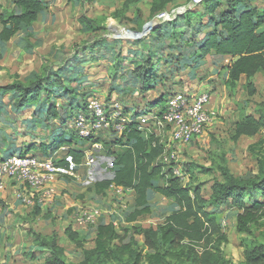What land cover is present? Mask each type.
Listing matches in <instances>:
<instances>
[{
    "label": "rangeland",
    "instance_id": "obj_1",
    "mask_svg": "<svg viewBox=\"0 0 264 264\" xmlns=\"http://www.w3.org/2000/svg\"><path fill=\"white\" fill-rule=\"evenodd\" d=\"M43 1L45 10L38 21L24 26L11 41H0V158L25 151L44 157L49 150L45 151V147L63 139L57 150L61 159L69 151H84L82 162L89 164L79 166L76 181L62 176L54 178L48 185L53 192L47 202L29 206L15 199L13 188L5 192L0 205V264H46L50 249L40 244V238H55L66 261L78 264L83 260V249L70 239L68 228L80 235L84 248L92 249L98 225L112 221L119 233L126 235L124 243L135 241L138 247H143L144 238L134 233L132 227L156 228L178 205L152 191L149 196L152 212L137 222L127 223L125 213L134 208L135 192L131 189L126 192L127 210L120 207L115 211L117 195L110 189L106 195H97L94 183L113 177L111 167L115 157L108 151H121L112 146L113 141L120 137L123 132L120 130L125 129L137 111L161 95L163 100L153 102L156 104L151 108H165L170 94L191 86L207 87L213 92L211 106L215 120L198 140L177 150V168L181 171L178 177L193 193L199 188L202 196L209 199L214 181L222 179L223 164L235 176L258 172V162H264V128L255 136H242L237 141H233V135L236 122L242 117L248 114L259 117L257 111L264 101V71L252 79L257 91L250 96L246 76L234 90L226 85L227 67L233 58L214 54L198 58L201 44L214 29L209 15L198 16L205 12L201 0H173L162 16H156H161L157 21L156 17L150 18L153 0H139L127 7L122 0ZM257 3L264 7V0ZM192 9L197 13L189 18L200 24L197 28L188 25L189 19L178 22L174 19L176 12L183 15ZM12 11L19 12L14 0H0V15ZM81 17L93 21L90 28L81 22ZM161 24L164 27L156 32ZM195 38L196 43L190 44ZM47 68L54 84L49 86V92L41 94V100L20 109L16 104L18 93H3L2 87L34 79ZM144 75L153 78L150 84L142 79ZM59 76L65 88L57 84ZM93 100L104 105L106 113H111L110 125L114 124L93 134L92 139L100 138L99 146L92 139L81 138L78 130L84 112L92 116L88 106ZM155 124L149 122L142 128L146 132L157 131L167 141L169 135L158 131ZM162 182L155 180L156 185ZM90 207L106 213L96 223L79 225L77 214ZM239 212L232 203L218 211L228 242L220 244L214 252L231 264H243L247 248L264 245V225L254 235L236 231ZM126 261L124 257L113 264Z\"/></svg>",
    "mask_w": 264,
    "mask_h": 264
},
{
    "label": "trees",
    "instance_id": "obj_2",
    "mask_svg": "<svg viewBox=\"0 0 264 264\" xmlns=\"http://www.w3.org/2000/svg\"><path fill=\"white\" fill-rule=\"evenodd\" d=\"M122 1L127 7L139 0ZM172 1L153 0L150 18L153 19L163 13L167 4ZM201 2L205 12L198 16L209 15V22L214 24V29L201 44L198 58L203 59L209 54L220 58H233L227 67L226 85L234 90L240 79L246 76L248 94L255 95L257 89L252 79L264 71V7L259 6L257 0H201ZM14 3L19 12H5L0 15L1 42L11 41L22 32L24 26H30L38 21L45 10L43 0H14ZM195 9L183 15L178 14L174 19L177 22L189 19L188 25L197 28L200 24L189 18L190 15L197 13ZM80 19L89 28L93 24L92 20L85 17ZM163 27L161 24L155 29L156 32ZM193 36L195 37L196 33H193ZM191 43H196V38ZM148 64H151V60ZM48 70L49 68L43 74H36L35 78L29 81H15L2 87L3 93H18L16 104L20 109L41 100V94L49 92V86L54 84L47 73ZM142 79L146 84L153 80L148 75L142 76ZM56 82L65 88L60 76ZM163 98L164 95H161L154 101H149L146 107H152ZM257 112L259 117L248 114L236 122L233 141L242 136H255L264 128V101ZM84 114L87 115L85 112ZM135 114L133 120L126 124L120 137H116L112 143V146L119 147L121 151L119 153L108 151V154L115 157L111 167L113 177L95 182L94 191L97 195H106L112 184L133 190L136 197L133 210L125 213L127 223L137 222L140 217L152 212L148 195L150 190L173 199L178 208L168 214L156 228L132 227L134 233L144 238L143 247H138L135 241L124 243L126 235L119 233L113 222L98 225L94 239L95 247L92 249L84 248V240L76 231L68 228L70 239L83 249V260L78 264H113L115 261L124 260V257H127L125 264H231L224 257H217L214 252L220 244L228 242L227 235L221 228L218 211L229 203L239 209L236 231L240 234L254 235L259 227L264 225V162L262 160L258 162L257 173H248L244 176H235L227 164L221 165L222 179L217 178L214 181L211 197L206 199L199 188H195L193 193L191 188L183 185L181 178L174 174L171 164L159 160L165 151L164 143L155 133L142 129L138 120L141 113L137 111ZM79 135L85 138L80 132ZM93 136L86 139L91 140ZM92 140L93 143L101 142L100 138ZM63 143L64 140L61 139L52 147H45V151L49 150L45 152L44 157L52 156ZM69 153L78 164L82 163L84 151L72 150ZM19 154L30 153L25 151ZM60 163L65 164V161L62 160ZM157 179L163 180L162 185L155 184ZM40 240L42 246H48L50 249L46 264H71L66 261L64 250L58 246L55 238ZM243 264H264V245L247 248Z\"/></svg>",
    "mask_w": 264,
    "mask_h": 264
},
{
    "label": "built area",
    "instance_id": "obj_3",
    "mask_svg": "<svg viewBox=\"0 0 264 264\" xmlns=\"http://www.w3.org/2000/svg\"><path fill=\"white\" fill-rule=\"evenodd\" d=\"M161 16L158 17L161 18ZM212 93L211 89L207 87L198 89L191 86V88L177 90L170 94L165 108L143 107L139 110L141 114L138 118L141 128L154 121L158 131L161 130L169 135L168 140L163 141L162 136L158 135L157 131H153L165 145V151L159 160L162 163L171 164L176 176H181V171L177 168L179 161L177 150L198 140L215 120V111L211 106ZM103 107L104 105L98 100H93L89 104L92 116L84 114L78 124L79 132L83 137L87 138L110 125L111 118L109 116L111 113H106ZM116 115L118 114L111 116ZM119 123L125 125V123ZM120 131H124V129ZM95 145L99 146L98 143ZM62 160L65 161V164L60 163ZM84 164H89V162L78 164L71 153H67L63 159L57 152L48 158L35 154H13L0 158V205L10 184L14 185L12 192L18 201L29 206L36 202H47L53 192V189H48L51 181L56 176L78 178L79 166ZM110 190L117 195L119 205L116 204L115 211H118L120 207L127 210L126 192L129 189L112 184ZM105 213L96 207L86 208L83 213L77 214V222L79 225H90L96 223ZM118 215L120 216L119 212Z\"/></svg>",
    "mask_w": 264,
    "mask_h": 264
},
{
    "label": "crops",
    "instance_id": "obj_4",
    "mask_svg": "<svg viewBox=\"0 0 264 264\" xmlns=\"http://www.w3.org/2000/svg\"><path fill=\"white\" fill-rule=\"evenodd\" d=\"M59 177H60V176H59ZM56 178H57V176L55 177V179H56ZM65 178H68V179H71V180L74 179L75 181L77 180V178H75V177H68V176L64 177V176H63V179H65ZM11 188H13V187H10V186L8 185L7 192H8V189L10 190ZM110 192L113 193L111 190H110ZM151 192H152L151 190L148 192V195H149V196H150ZM9 193H10V191H9ZM111 193H110V194H111ZM127 198H128V197H127ZM149 202H150V198H149Z\"/></svg>",
    "mask_w": 264,
    "mask_h": 264
},
{
    "label": "water",
    "instance_id": "obj_5",
    "mask_svg": "<svg viewBox=\"0 0 264 264\" xmlns=\"http://www.w3.org/2000/svg\"><path fill=\"white\" fill-rule=\"evenodd\" d=\"M182 12H183V11H182ZM180 13H181V12L178 11V12H176L175 15H178V14H180ZM157 20H159V17H156V18H155V21H157Z\"/></svg>",
    "mask_w": 264,
    "mask_h": 264
}]
</instances>
